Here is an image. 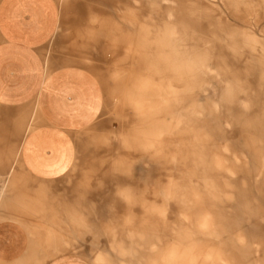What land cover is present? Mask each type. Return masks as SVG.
<instances>
[{
	"label": "rangeland",
	"instance_id": "1",
	"mask_svg": "<svg viewBox=\"0 0 264 264\" xmlns=\"http://www.w3.org/2000/svg\"><path fill=\"white\" fill-rule=\"evenodd\" d=\"M54 2L59 23L48 54L93 74L103 91V107L91 127L75 137L73 166L60 181L33 182L16 151H0V221L21 225L29 240L28 250L14 264H31L37 254L49 259L78 256L87 264L97 260L142 264L156 256L154 245L162 248L185 235H191L198 245L196 255L201 264L211 249L218 250L228 264H264V120L256 119L264 111V96L260 106L246 116L238 105L214 114L212 103L218 95L209 91L207 98L199 96L206 101L205 117L196 124L200 144H194L191 135L179 133L165 139L166 154H177V164L135 147L128 150L111 137L105 145L106 134L126 129L133 122L117 103L123 83L110 80L111 61L123 54L125 46H135L139 23L150 9L146 0ZM191 4L201 9L212 7L209 0H191ZM216 6L220 15L223 6L219 0ZM188 7L189 0H178L180 18H186ZM129 10L136 12L135 20ZM170 10L160 5L154 22L166 21ZM93 15L107 23L90 25ZM225 20L235 22L230 16ZM207 28L208 23L199 25L201 31ZM89 29L101 35L89 40ZM260 29H264V13L255 29L257 36ZM117 37L122 40L118 53L111 44ZM136 61L133 56L130 63L141 67ZM210 81L219 90L215 80ZM251 83L256 88L258 81ZM246 123L251 126L245 127ZM52 150L63 157L65 145L57 141ZM193 151L199 156L195 167ZM169 179L177 181L178 188L165 200L161 193ZM125 190L132 193L130 202L119 195ZM72 216L84 217L87 228L74 226ZM206 217L212 229L202 232ZM50 233L56 237L51 243ZM130 234L134 237L131 242ZM241 235L244 245L237 240ZM122 249L134 250L137 255L122 257Z\"/></svg>",
	"mask_w": 264,
	"mask_h": 264
},
{
	"label": "clouds",
	"instance_id": "2",
	"mask_svg": "<svg viewBox=\"0 0 264 264\" xmlns=\"http://www.w3.org/2000/svg\"><path fill=\"white\" fill-rule=\"evenodd\" d=\"M149 15L139 23L135 46H125L123 54H117L111 61L109 78L114 83H123V90L117 103L130 114L133 121L126 129L106 134L105 145L111 139L118 140L128 150L135 149L151 154L154 158H163L171 164L179 163L177 154H166L165 139L181 135H191L193 143L201 142V134L196 128L197 122L206 114V101L199 96L208 97L209 91L218 100L212 103L211 111L219 114L224 108L238 105L246 116L260 106L264 96V29L260 35L255 29L264 13V0H219L223 6L217 15V0H209L212 7L201 9L194 4L186 9V18H180L176 12L178 0H146ZM160 5L171 10L167 20L156 24L153 16L158 14ZM128 15L135 20L136 12L129 10ZM233 21H226L225 17ZM215 18V22H211ZM90 25H103L107 21L99 15H93ZM208 23L206 31L199 25ZM101 33L89 29V40L97 39ZM113 49L118 53L122 45L121 38L111 40ZM133 56L142 65L134 68L130 61ZM213 78L219 90L210 81ZM257 79L256 88L251 81ZM243 97V99H241ZM264 120V111L256 118ZM245 127L251 126L246 123ZM225 127L231 128V124ZM206 139V137H205ZM193 165L197 166L198 153L192 152ZM178 182L169 179L162 189V197L171 199ZM43 195V193H41ZM125 202L132 200L130 190L119 193ZM210 218L201 224V231L212 229ZM74 226L87 228L84 217L72 216ZM55 234H49V242L55 240ZM131 242L134 237H128ZM238 243H246L244 237H237ZM198 245L191 235H185L162 248L153 246L156 256L142 264H201L196 255ZM122 257H135L134 250L122 249ZM0 264L5 262L0 259ZM84 264V262H79ZM96 264H114L110 260H97ZM202 264H228L218 250L211 249Z\"/></svg>",
	"mask_w": 264,
	"mask_h": 264
},
{
	"label": "crops",
	"instance_id": "3",
	"mask_svg": "<svg viewBox=\"0 0 264 264\" xmlns=\"http://www.w3.org/2000/svg\"><path fill=\"white\" fill-rule=\"evenodd\" d=\"M58 23L54 0H0V151H16L27 177L40 183L67 177L75 137L91 127L103 107L93 74L48 54ZM57 141L65 145L63 157L52 150ZM28 247L24 227L0 221L5 264L20 261ZM79 262L88 263L78 256L37 254L31 264Z\"/></svg>",
	"mask_w": 264,
	"mask_h": 264
}]
</instances>
